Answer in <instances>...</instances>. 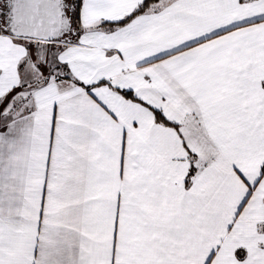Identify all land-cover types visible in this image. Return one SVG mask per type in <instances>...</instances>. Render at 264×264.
Masks as SVG:
<instances>
[{
	"label": "snow or ice",
	"instance_id": "1",
	"mask_svg": "<svg viewBox=\"0 0 264 264\" xmlns=\"http://www.w3.org/2000/svg\"><path fill=\"white\" fill-rule=\"evenodd\" d=\"M0 264H264V0H0Z\"/></svg>",
	"mask_w": 264,
	"mask_h": 264
}]
</instances>
